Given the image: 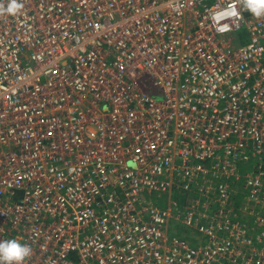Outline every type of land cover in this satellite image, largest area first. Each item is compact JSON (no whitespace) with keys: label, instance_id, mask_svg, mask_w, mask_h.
<instances>
[{"label":"built area","instance_id":"obj_1","mask_svg":"<svg viewBox=\"0 0 264 264\" xmlns=\"http://www.w3.org/2000/svg\"><path fill=\"white\" fill-rule=\"evenodd\" d=\"M9 2L0 241L30 245L25 264H264V16L242 0Z\"/></svg>","mask_w":264,"mask_h":264},{"label":"clouds","instance_id":"obj_2","mask_svg":"<svg viewBox=\"0 0 264 264\" xmlns=\"http://www.w3.org/2000/svg\"><path fill=\"white\" fill-rule=\"evenodd\" d=\"M245 10L256 17L264 16V0H242ZM22 4L19 0H10L4 12L14 15L20 11ZM30 245L21 243L17 239L0 241V264H25L32 255Z\"/></svg>","mask_w":264,"mask_h":264},{"label":"trees","instance_id":"obj_3","mask_svg":"<svg viewBox=\"0 0 264 264\" xmlns=\"http://www.w3.org/2000/svg\"><path fill=\"white\" fill-rule=\"evenodd\" d=\"M247 41V36L242 34V35H236L235 37V43L241 45V44H244L246 43ZM178 199L180 200V203H184V200H182L181 198L178 197Z\"/></svg>","mask_w":264,"mask_h":264},{"label":"crops","instance_id":"obj_4","mask_svg":"<svg viewBox=\"0 0 264 264\" xmlns=\"http://www.w3.org/2000/svg\"><path fill=\"white\" fill-rule=\"evenodd\" d=\"M180 233H181V234H185L186 232H185L184 230H181ZM188 235H189V234H188ZM198 236H199V235H198ZM198 236L195 235L193 238L189 236V238H191L192 243L195 244V243L197 242L196 239H198ZM199 237H200V239H201V236H199ZM198 240H199V239H198Z\"/></svg>","mask_w":264,"mask_h":264},{"label":"rangeland","instance_id":"obj_5","mask_svg":"<svg viewBox=\"0 0 264 264\" xmlns=\"http://www.w3.org/2000/svg\"><path fill=\"white\" fill-rule=\"evenodd\" d=\"M158 197V195L155 193L154 195H153V197ZM178 230H186L184 227H182V226H178ZM200 237L198 236V239H199Z\"/></svg>","mask_w":264,"mask_h":264}]
</instances>
